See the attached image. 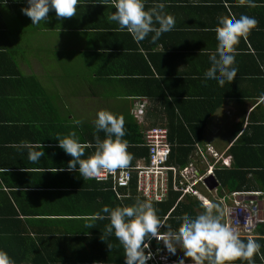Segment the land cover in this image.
<instances>
[{
    "label": "crops",
    "instance_id": "0c3cea01",
    "mask_svg": "<svg viewBox=\"0 0 264 264\" xmlns=\"http://www.w3.org/2000/svg\"><path fill=\"white\" fill-rule=\"evenodd\" d=\"M98 2L80 0L70 18H57L50 10L45 22L33 25L21 12L25 0H0V168L8 169L0 171V206L9 211L0 216V239L11 237L0 248L9 246L17 264L122 260L123 247L105 232L109 221L95 216L105 205L119 206L110 193L116 191L82 178L78 170L61 171L72 158L55 138L75 131L80 142L92 146L85 149L82 158H87L94 151V133L98 135L92 123L97 111L108 110L146 130L150 123L166 124L168 104L181 106L188 115L193 106L215 100L216 92L225 98L207 119L198 144L207 159L193 157L192 168L202 175L201 182L211 175L205 173L207 161H215L220 173L234 169L237 176L229 187L242 178L244 190L227 193L215 178V188L199 183L197 195L191 196L204 207L205 201L218 203L222 215L234 199L256 206L261 221L252 238L261 247L251 260L264 264V95L253 102L261 89L257 79L264 77V0H255V7L241 6L238 0H162L175 25L155 42L152 33L136 42L126 30H118L108 20L115 11L112 0ZM154 2L147 0L146 8ZM241 14L254 17L257 25L243 37L249 52H236V78L221 87L203 76L208 56L217 48L213 29L219 17ZM241 44L242 39L237 51ZM231 90L233 95L226 94ZM21 141L41 142L45 155L30 162L26 151L14 147ZM144 164L137 159L130 166ZM153 243L166 251L163 241ZM166 254L172 262L193 264L180 249L176 256Z\"/></svg>",
    "mask_w": 264,
    "mask_h": 264
},
{
    "label": "clouds",
    "instance_id": "9594fccd",
    "mask_svg": "<svg viewBox=\"0 0 264 264\" xmlns=\"http://www.w3.org/2000/svg\"><path fill=\"white\" fill-rule=\"evenodd\" d=\"M27 7L21 12L30 18L33 25L46 21L50 10H54L57 18L76 16L80 0H25ZM147 0H112L115 11L108 16V20L118 24L120 31L126 30L136 42L144 40L150 33L151 40L157 41L163 33L169 32L175 25L174 17L164 11L162 0H155L153 6L146 8ZM95 5L98 0H86ZM241 6L255 7V0H238ZM257 20L254 17L241 14L238 18L221 16L216 33L217 48L208 56L209 67L203 73L204 79L223 86L225 82H233L237 76L236 45L240 39L246 37L255 28ZM76 125L80 120L74 121ZM95 132H103L104 138L95 135L94 151L87 157L85 149L92 147L87 142H80L75 131L67 135L57 136V145L71 156L67 169L61 171H79L84 179L98 178L104 172L117 169H127L132 160L127 151L128 143L125 136L124 119L108 110H99L93 120ZM18 150L26 151L28 160L32 163L39 161L45 154L43 145L21 141L14 145ZM7 172V168H0ZM198 185V184H197ZM196 185V186H197ZM195 186V187H196ZM170 191H173L172 189ZM178 192V191H177ZM193 195V194H190ZM178 202V201H177ZM204 211L195 217L185 216L180 228L171 230L170 226L161 233V221L151 201L137 198L127 206H103L95 214L97 219H107L105 226L108 235H114L124 249L125 264H147L152 253H146L152 239L163 241L168 253L177 255V249L184 257L191 258L193 264H230L236 260H247L259 252L261 245L252 237L242 239L238 230L227 222H222V214L214 212L218 206L204 202ZM103 213V214H102ZM106 214V215H104ZM86 228H92L86 224ZM151 242H155L152 240ZM109 249L111 246L108 245ZM0 264H15L8 252L0 248ZM25 264H28L26 261ZM181 264H184L181 259Z\"/></svg>",
    "mask_w": 264,
    "mask_h": 264
},
{
    "label": "trees",
    "instance_id": "16d2710c",
    "mask_svg": "<svg viewBox=\"0 0 264 264\" xmlns=\"http://www.w3.org/2000/svg\"><path fill=\"white\" fill-rule=\"evenodd\" d=\"M241 39H242V44L240 46L241 49L239 48L240 51L237 52H241V53L249 52L250 45L245 42L244 38ZM257 80H258L257 85L258 87H261V89L259 90L258 93L254 95L255 100L253 102H256V99L258 100L264 95V86H262L264 85V77L258 78ZM226 94L233 95V91L232 90L226 91ZM213 96H218V97H216L215 100L212 99L209 100L206 104L203 103L199 106L198 105L193 106L191 111L192 113H189L188 115H186L182 111L181 106L180 107L175 106V108H177L175 109L171 104H168L170 111L167 110L169 117H168V121H166V124L165 123L148 124L146 130L153 127H160V128H165L168 131V141L171 145L170 155L167 161L168 165L183 168L188 164L192 163V161L194 160L193 157L194 158L197 157L198 159H203L201 154L204 153L203 148L198 145V144H202L203 128L206 126L207 119L222 104V101L225 98V95L223 96L222 94L216 92L215 94H213ZM191 115L193 118L182 119V117L191 116ZM124 127H125V136L123 137V139L127 141L128 143L127 151L132 156L130 165H132L134 161L137 159L147 161L149 152L147 146H145L144 144V133L146 130L142 129L137 123L130 120L128 122H124ZM97 134L100 136L101 139L104 138V133L102 131L98 132ZM197 150L199 153L197 152ZM233 150L234 147L232 146L230 148V152L233 153ZM130 165L129 167H132ZM233 170L234 169L222 170L220 173L215 168L213 169V175L220 184L219 189L223 188L225 189V191H227V193H233L235 191L244 190L242 189L243 186L242 178H237L238 180L235 179L238 182L237 183L235 182V185H230L229 187L228 182L232 181L234 176H237ZM132 173H133L132 178L129 182L128 187L118 188L115 195L109 191L113 195V199L119 206L131 205L132 203L135 202L137 198L143 199L144 195L137 189L136 172H132ZM95 182L105 186L108 185L112 186L110 182H105V181H95ZM179 194H180L179 192L171 191L169 193V196H167V198H165L164 201H157L152 203L153 207L156 209L157 216L161 221V225H162L160 229L161 233H164L166 229L169 228V226L173 231L178 230L182 225L183 217L185 216L195 217L196 215L200 214L199 212L204 211V206L194 196L186 195L181 201L177 202V198ZM213 204L218 206L217 209H214V212L219 211L222 214L221 205H219L216 202H214ZM4 212H9V211L7 209H1L0 206V216ZM222 222H223V215H222ZM10 238H11L10 236L9 237L7 236L6 240L0 239V245L1 243H6V242L10 244L11 240H8ZM150 244H151V248L154 249L156 245L153 242H150ZM3 249L7 251L9 256L13 259V256H15V254L14 252L9 250V246H5L3 247ZM121 258L122 260L121 259L119 261L115 260L113 264H125L124 253H122ZM105 264H110V263H105Z\"/></svg>",
    "mask_w": 264,
    "mask_h": 264
},
{
    "label": "built area",
    "instance_id": "2783aa9c",
    "mask_svg": "<svg viewBox=\"0 0 264 264\" xmlns=\"http://www.w3.org/2000/svg\"><path fill=\"white\" fill-rule=\"evenodd\" d=\"M144 144L149 152L146 164L128 167L124 170L117 169L113 172H104L100 177L93 179L110 182L113 190L117 191L118 188L128 187L132 172H136L138 191L151 200L164 201L171 189L180 193L177 201H181L186 195H197L198 190L195 186L203 183L201 182L202 175L195 172L192 164L183 168L166 164L171 149L167 129L160 127L147 129L144 133ZM201 154L202 157H206L204 153ZM215 163V161H207L205 163L207 166L206 174L213 173ZM258 213L259 210L256 206H250L238 199H234L233 203L224 207L223 217L224 222L238 230L240 236L252 237L256 224L261 221ZM152 240L156 243L161 242L155 239ZM150 242L146 253L150 251L152 258L147 261V264H162L160 260L163 257V247L158 244L152 249Z\"/></svg>",
    "mask_w": 264,
    "mask_h": 264
},
{
    "label": "water",
    "instance_id": "95a60500",
    "mask_svg": "<svg viewBox=\"0 0 264 264\" xmlns=\"http://www.w3.org/2000/svg\"><path fill=\"white\" fill-rule=\"evenodd\" d=\"M203 182L207 186L209 190H212L218 185V182L216 181L214 175H208L206 178H204Z\"/></svg>",
    "mask_w": 264,
    "mask_h": 264
},
{
    "label": "rangeland",
    "instance_id": "374dc122",
    "mask_svg": "<svg viewBox=\"0 0 264 264\" xmlns=\"http://www.w3.org/2000/svg\"><path fill=\"white\" fill-rule=\"evenodd\" d=\"M211 161V160H210ZM209 161V162H210ZM197 166V165H196ZM197 168H198V166H197ZM199 169V171H200V173H202V169L199 167L198 168ZM230 199L232 200V197H230ZM162 258H161V263L162 264H166V263H168V264H170V263H172V264H180V263H173L170 259H169V256H168V254H166V251L164 250V252L162 253Z\"/></svg>",
    "mask_w": 264,
    "mask_h": 264
},
{
    "label": "bare ground",
    "instance_id": "6f19581e",
    "mask_svg": "<svg viewBox=\"0 0 264 264\" xmlns=\"http://www.w3.org/2000/svg\"><path fill=\"white\" fill-rule=\"evenodd\" d=\"M166 164H167V162H166ZM173 263H176V262H173ZM170 264H172V263H170Z\"/></svg>",
    "mask_w": 264,
    "mask_h": 264
}]
</instances>
